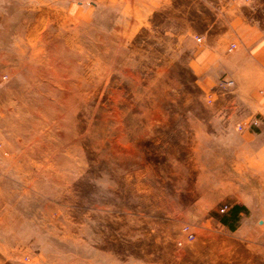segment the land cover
<instances>
[{
  "label": "rangeland",
  "instance_id": "374dc122",
  "mask_svg": "<svg viewBox=\"0 0 264 264\" xmlns=\"http://www.w3.org/2000/svg\"><path fill=\"white\" fill-rule=\"evenodd\" d=\"M255 59L264 0H0V264H264Z\"/></svg>",
  "mask_w": 264,
  "mask_h": 264
},
{
  "label": "crops",
  "instance_id": "0c3cea01",
  "mask_svg": "<svg viewBox=\"0 0 264 264\" xmlns=\"http://www.w3.org/2000/svg\"><path fill=\"white\" fill-rule=\"evenodd\" d=\"M248 69L249 77L253 78L254 82H257L260 77H264V60L263 59H255L249 61L246 64ZM260 223V221H258Z\"/></svg>",
  "mask_w": 264,
  "mask_h": 264
},
{
  "label": "built area",
  "instance_id": "2783aa9c",
  "mask_svg": "<svg viewBox=\"0 0 264 264\" xmlns=\"http://www.w3.org/2000/svg\"><path fill=\"white\" fill-rule=\"evenodd\" d=\"M225 85L228 86V87H232L233 86V81L232 80H228V81L225 82ZM225 209H227V206L223 205L220 210L223 212V211H225Z\"/></svg>",
  "mask_w": 264,
  "mask_h": 264
}]
</instances>
